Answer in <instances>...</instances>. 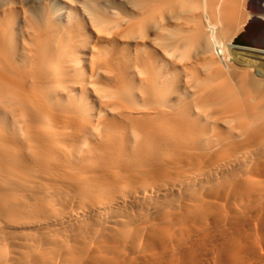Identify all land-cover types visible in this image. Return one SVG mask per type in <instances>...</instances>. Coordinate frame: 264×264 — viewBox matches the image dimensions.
I'll return each mask as SVG.
<instances>
[{"label": "bare ground", "instance_id": "1", "mask_svg": "<svg viewBox=\"0 0 264 264\" xmlns=\"http://www.w3.org/2000/svg\"><path fill=\"white\" fill-rule=\"evenodd\" d=\"M51 1L0 0V264H264V0Z\"/></svg>", "mask_w": 264, "mask_h": 264}, {"label": "rangeland", "instance_id": "2", "mask_svg": "<svg viewBox=\"0 0 264 264\" xmlns=\"http://www.w3.org/2000/svg\"><path fill=\"white\" fill-rule=\"evenodd\" d=\"M55 4L60 5L63 10L61 11L64 15H69L71 18H67L63 25L66 26L68 24L76 23L79 25H85L86 29L91 28V22L89 16L84 11L85 7L88 6L91 1L90 0H52ZM93 11L97 13V8H94ZM259 12H263V10H259ZM90 47L94 44V36L90 37ZM88 66V64H87Z\"/></svg>", "mask_w": 264, "mask_h": 264}]
</instances>
